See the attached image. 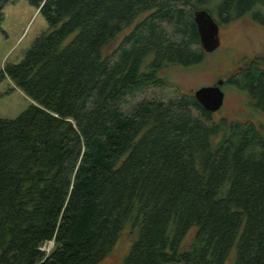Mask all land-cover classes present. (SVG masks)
Returning <instances> with one entry per match:
<instances>
[{
    "label": "trees",
    "instance_id": "16d2710c",
    "mask_svg": "<svg viewBox=\"0 0 264 264\" xmlns=\"http://www.w3.org/2000/svg\"><path fill=\"white\" fill-rule=\"evenodd\" d=\"M25 1L48 28L0 72L35 103L0 118V264H99L124 230L120 264H264V127L193 94L122 110L202 62L196 11L264 26V0ZM226 84L264 111V69Z\"/></svg>",
    "mask_w": 264,
    "mask_h": 264
},
{
    "label": "rangeland",
    "instance_id": "374dc122",
    "mask_svg": "<svg viewBox=\"0 0 264 264\" xmlns=\"http://www.w3.org/2000/svg\"><path fill=\"white\" fill-rule=\"evenodd\" d=\"M0 13V72L9 64H18L31 47L32 43L48 28L44 18L25 0L1 4ZM216 20H218L215 17ZM132 27L118 35L114 44L106 51H111ZM218 48L205 55L201 63L192 67H168L158 73L164 81L158 87L148 86L133 97L125 98L122 110L127 112L132 105L141 100H163L175 98L179 94H194L200 87L214 85L223 80L221 90L224 101L221 109L214 113V119L226 118L230 121H248L264 127V111L254 108L248 95L235 85L226 84L245 65L256 64L264 69V26L242 17L228 24L219 26ZM35 104L7 78L0 82V118L13 120L29 106ZM194 234L191 231L185 244ZM133 235L124 230L108 257L99 264H120L126 255ZM51 243L43 249L48 250Z\"/></svg>",
    "mask_w": 264,
    "mask_h": 264
},
{
    "label": "water",
    "instance_id": "95a60500",
    "mask_svg": "<svg viewBox=\"0 0 264 264\" xmlns=\"http://www.w3.org/2000/svg\"><path fill=\"white\" fill-rule=\"evenodd\" d=\"M1 2L2 0H0V8ZM193 20L197 28L201 49L206 54L212 53L220 44L219 25L205 10L196 11ZM223 84V80H218L214 85L200 87L193 96L206 111L215 113L223 106L224 93L221 90Z\"/></svg>",
    "mask_w": 264,
    "mask_h": 264
}]
</instances>
